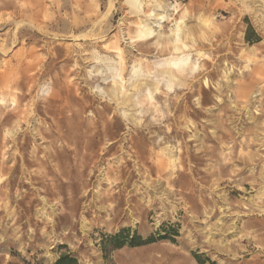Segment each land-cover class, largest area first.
<instances>
[{
  "label": "rangeland",
  "instance_id": "obj_1",
  "mask_svg": "<svg viewBox=\"0 0 264 264\" xmlns=\"http://www.w3.org/2000/svg\"><path fill=\"white\" fill-rule=\"evenodd\" d=\"M62 256L264 264V0H0V264Z\"/></svg>",
  "mask_w": 264,
  "mask_h": 264
},
{
  "label": "bare ground",
  "instance_id": "obj_2",
  "mask_svg": "<svg viewBox=\"0 0 264 264\" xmlns=\"http://www.w3.org/2000/svg\"><path fill=\"white\" fill-rule=\"evenodd\" d=\"M134 1V4L137 5L138 4V0H133ZM168 7V6H167ZM166 8V7H165ZM165 18V16H161L160 17V20H163ZM183 19V17L180 18V21ZM179 24L180 22H177L176 23V29L172 31V38H170L169 40H166L165 42H159L158 44L160 45H166V44H178V32H179ZM84 37V36H82ZM182 44V43H181ZM176 47V46H175ZM2 48V47H1ZM166 48V47H165ZM5 49V48H4ZM173 48H171L172 50ZM177 49V48H175ZM169 50V51H171ZM3 51V49H2ZM3 53V52H2ZM120 59L122 61H124V58L123 57H120ZM184 61H179V63H183ZM136 66V65H135ZM133 66V67H135ZM139 69L141 68V65H138ZM132 69H135V68H132ZM180 73L182 72L184 74V76L186 77H189V70L188 72L186 71H183L185 69H177ZM190 71L192 72L193 71V66L190 67ZM116 73V72H115ZM149 73V71L146 72V75ZM161 76H164V75H167L166 71H160L158 72ZM132 75V74H131ZM168 77L171 81V83L173 84H177L178 86H182L184 85L185 83V79L181 78L180 77H175L173 76V74H169L168 73ZM118 79L120 82H114V85L112 86L110 92H109V96H110V101H113L115 102L117 105L119 106H130L129 104H131L132 106H142L143 104H145L146 102H149L150 106L152 105L151 104V101L153 100V97H152V93L154 92H159V85L157 84H151L150 82L148 81H144L143 83H139L140 81H136L135 83H132L130 86L132 88V92L131 93H128V91L125 89L124 85H123V77L121 76H118ZM176 79V80H175ZM179 81H182L181 82H178ZM171 83H168L167 86H166V94L167 92H171L172 90V86H171ZM229 86V84H228ZM227 86V87H228ZM246 86V85H245ZM130 91V90H129ZM121 96V97H120ZM156 113L159 114V110L158 108H155L154 109ZM154 112H152L154 114ZM133 123L135 124H139V122L134 119L132 121Z\"/></svg>",
  "mask_w": 264,
  "mask_h": 264
},
{
  "label": "trees",
  "instance_id": "obj_3",
  "mask_svg": "<svg viewBox=\"0 0 264 264\" xmlns=\"http://www.w3.org/2000/svg\"><path fill=\"white\" fill-rule=\"evenodd\" d=\"M126 233L125 230H122L119 234H117L116 236L112 237L111 239L113 241L116 242V244H114L116 248H120L123 247L125 245H128L130 247H136V246H141V245H145V244H149V243H153L154 241L152 239L143 241L141 237H139L138 235H135L131 241H128L127 244L125 243H121V242H117L122 235H124ZM138 241V242H136ZM55 264H77L76 260L70 256H62L61 258H59Z\"/></svg>",
  "mask_w": 264,
  "mask_h": 264
}]
</instances>
